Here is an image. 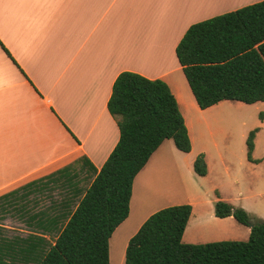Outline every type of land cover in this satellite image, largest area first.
I'll use <instances>...</instances> for the list:
<instances>
[{"label":"crops","instance_id":"1","mask_svg":"<svg viewBox=\"0 0 264 264\" xmlns=\"http://www.w3.org/2000/svg\"><path fill=\"white\" fill-rule=\"evenodd\" d=\"M257 1L0 0V199L28 191L27 207L35 211L37 203L30 196L54 188L65 196L51 201L52 208L36 210H59L71 189L83 191L89 185L118 141L117 119L109 113L107 101L116 76L128 70L168 84L184 117L191 149H177L172 139L157 147L134 177L129 215L116 229L126 224L134 207L140 216L148 211L137 231L153 212L189 203L182 241L224 240L226 220L234 217L215 216L213 204L224 199L236 205L220 194L207 198L214 190L208 186L214 178L213 161L207 156L208 143L196 148L194 142L199 116L208 110L219 114L231 100L199 108L179 72L175 49L191 24ZM213 145L226 169V146L215 141ZM199 153L207 164L203 176L193 169ZM68 168L71 181L63 177L38 190ZM171 181L177 183L173 191L159 189L161 182Z\"/></svg>","mask_w":264,"mask_h":264},{"label":"trees","instance_id":"2","mask_svg":"<svg viewBox=\"0 0 264 264\" xmlns=\"http://www.w3.org/2000/svg\"><path fill=\"white\" fill-rule=\"evenodd\" d=\"M175 53L199 108L221 100L264 102V0L191 24ZM107 109L117 119L119 138L83 191L71 189L61 209L52 211L27 207L28 191L0 199L1 210L17 211L29 227L24 236H7L0 224V264H109V238L129 215L136 174L165 139L183 152L191 149L177 100L159 78L121 71ZM257 130L246 138L249 161ZM193 169L207 173L203 153ZM70 173L59 171L37 188L63 177L68 183ZM190 213L191 205L182 203L150 214L128 240L124 264H264V220L218 199L215 216H233L250 228L248 238L194 244L182 241Z\"/></svg>","mask_w":264,"mask_h":264},{"label":"rangeland","instance_id":"3","mask_svg":"<svg viewBox=\"0 0 264 264\" xmlns=\"http://www.w3.org/2000/svg\"><path fill=\"white\" fill-rule=\"evenodd\" d=\"M179 72L183 73L181 70ZM227 103L229 104H225L219 114L217 111L208 110L200 115L201 123L196 127L194 144L198 148L208 143L207 156L213 161L215 170L214 178L208 183V186H214V190L208 193L207 198H214L218 194L224 198H231L232 203L245 209L251 217L264 220V102L247 104L231 100ZM254 128H258L254 137L255 150L252 153V161L248 162L246 138ZM213 141L219 147L220 145L226 146L223 149V154L228 158V162H224L226 169L223 168L224 165H220ZM88 182L89 180H86L84 185ZM176 185L177 183L173 181L171 183L161 182L159 189L173 191ZM64 196V191L52 188L39 194L35 193L30 197L37 203L33 204L37 206L34 209L36 210L42 207L52 208L51 201H59ZM177 197L182 198L181 195ZM31 204L30 202L28 206ZM208 207L210 208V204ZM146 210L142 215L148 212ZM10 212L11 210L0 209L4 217L0 220V224L6 227L2 233L7 236L26 235L29 227L23 217L17 211ZM142 215L137 214L134 207L126 224L114 230L109 238V264H124V253L128 240L136 232ZM226 221L229 225L226 226L224 240H246L248 238V234L245 233L246 225L233 218H228Z\"/></svg>","mask_w":264,"mask_h":264}]
</instances>
